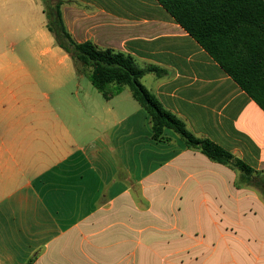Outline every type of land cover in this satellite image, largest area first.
Masks as SVG:
<instances>
[{"label":"crops","instance_id":"1","mask_svg":"<svg viewBox=\"0 0 264 264\" xmlns=\"http://www.w3.org/2000/svg\"><path fill=\"white\" fill-rule=\"evenodd\" d=\"M61 1L76 42L160 69L149 92L253 172L81 91L43 1L0 0V264H264V110L157 0Z\"/></svg>","mask_w":264,"mask_h":264},{"label":"trees","instance_id":"2","mask_svg":"<svg viewBox=\"0 0 264 264\" xmlns=\"http://www.w3.org/2000/svg\"><path fill=\"white\" fill-rule=\"evenodd\" d=\"M174 20L264 110V0H157ZM48 30L74 62L78 76H87L94 88L111 100L129 90L149 114L153 139L162 141L166 129L185 145L200 150L210 160L244 174L253 170L208 139L192 134L186 124L166 110L142 84L156 67L141 68L123 52L78 43L68 31L61 0H43Z\"/></svg>","mask_w":264,"mask_h":264},{"label":"rangeland","instance_id":"3","mask_svg":"<svg viewBox=\"0 0 264 264\" xmlns=\"http://www.w3.org/2000/svg\"><path fill=\"white\" fill-rule=\"evenodd\" d=\"M76 79H77L76 81L78 83H80V85L82 87V89L80 88L81 91H97L87 76H78L77 75ZM126 91H128V93H129V90H126Z\"/></svg>","mask_w":264,"mask_h":264}]
</instances>
